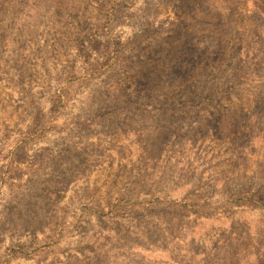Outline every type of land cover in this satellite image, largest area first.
Wrapping results in <instances>:
<instances>
[{"label": "rangeland", "instance_id": "rangeland-1", "mask_svg": "<svg viewBox=\"0 0 264 264\" xmlns=\"http://www.w3.org/2000/svg\"><path fill=\"white\" fill-rule=\"evenodd\" d=\"M0 264H264V0H0Z\"/></svg>", "mask_w": 264, "mask_h": 264}, {"label": "trees", "instance_id": "trees-1", "mask_svg": "<svg viewBox=\"0 0 264 264\" xmlns=\"http://www.w3.org/2000/svg\"><path fill=\"white\" fill-rule=\"evenodd\" d=\"M192 62H193V66H195V65L197 66L198 64H200V63H202V62H204V61L202 60L201 56H199L198 59L193 60ZM235 80H236V79H232V80H230V81H231V82H234ZM211 81L214 82L215 80H214V79H211ZM202 90H207V87H203ZM188 93H189L190 95H198V92H197V91L195 92V90H193L192 92H191V91H188Z\"/></svg>", "mask_w": 264, "mask_h": 264}]
</instances>
